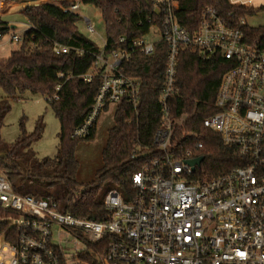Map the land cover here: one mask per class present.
<instances>
[{
	"label": "built area",
	"instance_id": "built-area-1",
	"mask_svg": "<svg viewBox=\"0 0 264 264\" xmlns=\"http://www.w3.org/2000/svg\"><path fill=\"white\" fill-rule=\"evenodd\" d=\"M256 1L229 0L257 10L264 7L256 6ZM179 8V0H156L161 24L133 38L129 48L107 52L105 44L94 67L83 75L92 81L100 74L101 85L90 113L73 131L74 138L92 135L107 104L127 101L137 108L142 83L125 73L123 60L135 51L154 54L161 40L169 45L159 98L163 115L154 137L158 154L151 165L134 174L135 194L127 200L122 192L111 190L105 198L110 217L97 221L65 211L57 201L17 193L1 171L0 207L13 215L17 232L0 239V264H69L63 236L83 244L80 257L92 255L94 243L102 244V264H264V46L248 42L243 29L248 14L235 24L233 14L208 6L191 32L179 23ZM79 9L77 0L64 7L72 12ZM86 22L88 31L96 32L92 20L86 17ZM157 31L160 38L147 39ZM23 39L17 32L11 35L12 41ZM182 48L208 57L220 53L230 60L216 97L217 112L204 120V126L237 150L242 165L209 180L195 178L199 165L194 168L188 163L199 157L194 150L203 146L204 136H197L201 141L183 155L173 144L178 121L172 116L170 100L178 91ZM72 49L53 44L55 54Z\"/></svg>",
	"mask_w": 264,
	"mask_h": 264
},
{
	"label": "trees",
	"instance_id": "trees-1",
	"mask_svg": "<svg viewBox=\"0 0 264 264\" xmlns=\"http://www.w3.org/2000/svg\"><path fill=\"white\" fill-rule=\"evenodd\" d=\"M1 1L28 3L22 14L29 20L30 26L23 35L20 47L13 50L9 57L0 58V88L10 98L28 92L44 96L60 120L61 131L59 151L54 157L40 158L32 149L44 132L43 118L37 120L32 133L23 130L15 142L4 147L1 130L11 105L9 99L0 101V172L7 174L13 189L19 194L57 201L61 209L79 217L106 220L111 214L105 204L108 193L116 189L123 193L125 199H130L135 194L134 174L151 165L157 157L154 137L163 115L159 98L166 80L169 45L161 40L156 43L154 54L135 51L131 58L123 60L125 73L141 80V102L137 108L127 101L117 105L115 124L109 129L102 151L104 165L95 178L84 185L77 179L80 169L77 148L81 142L95 139L96 127L88 138H74L72 133L90 113L100 89V74L92 81H86L83 75L94 67L101 48L80 32V14L64 10L74 0H62L61 3ZM155 1L84 0L102 12L107 52L129 48L133 38L143 37L152 25L161 24L162 14L156 11ZM179 2L178 21L191 32L197 29L201 14L208 6L217 7L227 16L233 14L235 24L247 14L257 11L233 5L229 0ZM243 29L248 42L264 46V26L244 25ZM9 30V22L0 17V40ZM122 37H125L123 42ZM55 42L73 49L69 53L55 54ZM78 51H83V54ZM229 66L230 60L220 53L208 57L187 48H182L179 53L178 91L170 100L172 116L178 121L173 144L183 155L201 141L197 136H204L203 146L194 150L195 155L204 156L194 175L200 180L212 179L242 165L237 150L225 145L218 133L204 126V120L217 112L216 97ZM58 86H61L59 90ZM109 106L107 104L105 110ZM2 149L6 150L2 152ZM12 220L13 215L0 207V239L16 234ZM94 248L92 255L83 254L81 257L91 264H102L103 245L94 243Z\"/></svg>",
	"mask_w": 264,
	"mask_h": 264
},
{
	"label": "rangeland",
	"instance_id": "rangeland-1",
	"mask_svg": "<svg viewBox=\"0 0 264 264\" xmlns=\"http://www.w3.org/2000/svg\"><path fill=\"white\" fill-rule=\"evenodd\" d=\"M62 0H36L33 3L53 2L61 3ZM80 3V9L78 13L81 16V20L78 22V28L88 38L92 39L97 45L102 48L106 44V28L105 21L102 16V12L95 5L86 3L84 0H77ZM21 2V1H20ZM18 2H5L0 0V17L4 21H8L10 24V30L0 40V58H7L11 52L18 49L21 43L11 40V35L14 32L24 35L30 26L29 20L25 15L15 11L19 8H12V4ZM25 3V2H23ZM28 4V3H27ZM24 4L23 6H25ZM256 6H264V0H257ZM27 6V5H26ZM15 11V12H14ZM86 17L90 18L96 28V32H89L87 29ZM246 23L251 27L264 26V8L256 11L255 14H248L245 17ZM15 25L16 27H12ZM160 33L157 31L155 35L147 37V39H158ZM9 99L11 109L6 114L4 125L1 130V138L5 142V146H9L15 142L23 130L26 133H32L37 124L39 118H43L45 129L42 137L37 140L32 149L40 157H54L59 151L60 131L61 123L56 117L49 102L41 94L25 93L17 98L7 97L5 91L0 88V101ZM117 106L112 104L101 115L98 124L96 126V137L93 141H83L77 148V158L80 161V169L77 174V179L81 184H87L91 182L97 171L104 165L102 151L105 147L109 135V129L115 124V112ZM6 149H2L4 152ZM69 250L67 251V257L69 264H88L79 252L83 248V244L74 242L71 238L63 236ZM55 242H58V237H55Z\"/></svg>",
	"mask_w": 264,
	"mask_h": 264
},
{
	"label": "water",
	"instance_id": "water-1",
	"mask_svg": "<svg viewBox=\"0 0 264 264\" xmlns=\"http://www.w3.org/2000/svg\"><path fill=\"white\" fill-rule=\"evenodd\" d=\"M156 11L159 13V10H156ZM12 27L15 28V25H13ZM203 160H204V156H199L197 158L188 160V163L193 165L195 168V165H200L203 162Z\"/></svg>",
	"mask_w": 264,
	"mask_h": 264
},
{
	"label": "crops",
	"instance_id": "crops-1",
	"mask_svg": "<svg viewBox=\"0 0 264 264\" xmlns=\"http://www.w3.org/2000/svg\"><path fill=\"white\" fill-rule=\"evenodd\" d=\"M14 3V2H13ZM24 4H26L27 5V3L25 2V3H23L22 1L20 2V3H16V4H12V8H17L18 6H19V8L18 9H16L15 11H17V12H19V13H22V11H23V9L26 7V5L25 6H23ZM14 11V12H15ZM13 26V25H12ZM16 27V26H15ZM111 106V105H110ZM109 106V107H110Z\"/></svg>",
	"mask_w": 264,
	"mask_h": 264
}]
</instances>
